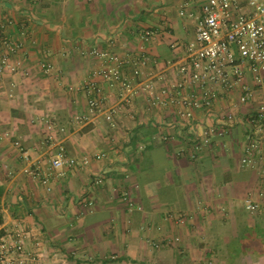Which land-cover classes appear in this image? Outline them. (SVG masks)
I'll return each instance as SVG.
<instances>
[{
	"label": "crops",
	"instance_id": "1",
	"mask_svg": "<svg viewBox=\"0 0 264 264\" xmlns=\"http://www.w3.org/2000/svg\"><path fill=\"white\" fill-rule=\"evenodd\" d=\"M192 3L0 0V20L15 23L4 34L20 44L6 56L0 37V236L20 224L36 264H264V215L245 209L264 199L258 169L240 163L241 125L191 160V129L165 142L161 120L171 123L172 111L147 113L144 93L114 127L101 114L75 121L89 114L85 86L99 65L88 51H130L144 58L145 78H170L167 63L194 39V23L179 15ZM145 29L156 32L148 44L138 38ZM104 91L108 108L117 94ZM257 97L239 105L235 92L217 109L250 112ZM57 144L90 162L57 170L48 192L24 173L22 155L46 170Z\"/></svg>",
	"mask_w": 264,
	"mask_h": 264
},
{
	"label": "built area",
	"instance_id": "2",
	"mask_svg": "<svg viewBox=\"0 0 264 264\" xmlns=\"http://www.w3.org/2000/svg\"><path fill=\"white\" fill-rule=\"evenodd\" d=\"M192 2V6L180 10L179 15L194 23V39L185 46L180 62L167 63L170 78L148 74L145 78L144 58L130 51L121 54L99 47L88 51L99 65L90 73L85 86L89 114L77 116L75 121L79 124L89 122L101 114L114 127V118L124 113L131 115L134 100L144 93L147 113L161 115L166 110L172 111L168 116L171 123L161 120L162 127L170 129L160 135L165 142L174 140L186 127L191 129V160L208 148L213 138L223 137L236 125H241L244 140L240 163L258 169L260 194L264 199V0ZM14 25L11 19L0 20V37L6 56L15 55L20 49L17 41L4 34ZM155 33L145 29L138 38L142 44H148ZM7 65V59L3 58L0 73ZM41 69L49 71L51 65L42 62ZM104 86L117 94V101L108 108L110 96L105 93ZM235 92L239 105L255 101L257 95L261 101L250 112H243L241 108L238 112L217 109L222 97ZM196 112L203 114L198 127L199 124L193 123ZM22 157L27 165L24 173L38 180L48 192L50 178L57 170L90 162L88 158L81 162L71 158L62 144H57L46 170L32 163L26 153ZM102 157L96 155L95 159ZM263 206L248 199L245 209L250 214L264 215ZM31 239L30 233L20 224L1 235L0 264H36V256L28 250Z\"/></svg>",
	"mask_w": 264,
	"mask_h": 264
}]
</instances>
